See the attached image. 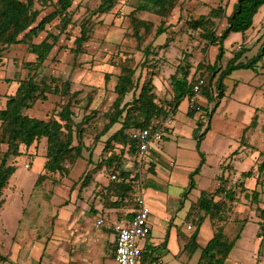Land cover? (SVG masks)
Segmentation results:
<instances>
[{
    "label": "trees",
    "instance_id": "1",
    "mask_svg": "<svg viewBox=\"0 0 264 264\" xmlns=\"http://www.w3.org/2000/svg\"><path fill=\"white\" fill-rule=\"evenodd\" d=\"M184 1V0H183ZM74 0H0V69L4 63L6 52L12 47L25 45L33 60L25 61V77L19 78L18 86L14 94L7 95L6 106L0 109V146H4L0 161V207L4 190L9 186L10 179L17 171L14 158L21 157L24 153H30L33 145L46 141V162L44 173L38 177L37 184L43 182L49 175H65L70 171V165L83 158V150L86 145L83 140L84 122L90 116H84L83 120L76 122L72 106L79 103L80 92L71 91V83L68 80L59 81L45 72V63L51 55L62 34L66 33L73 19L71 10ZM118 0H100L99 5L91 10L93 15L105 14L111 11ZM179 0H136V6L131 12L133 18L138 12H149L161 18H167L175 10ZM264 5V0H221V4L211 7L209 12L201 14L197 18H186L189 31L195 32L203 41L202 51L206 52L211 47L217 48L215 61L211 64H199L200 76L190 78V72L180 67L171 76L173 97L170 100H161L155 92V84L151 75H146L141 82V75L135 78L136 70L124 66L123 72L118 75L113 92L115 99L107 112L103 114L106 123L100 136L109 133L116 125L115 130L106 140L104 150L109 151L107 158L101 161L104 174L109 177L110 185L106 194V203L112 208H118L125 203L134 209L137 204L134 201V187L141 180L142 169L139 168L135 158L138 155L139 143L132 139L131 132L135 129H145L154 120L158 123L165 122L175 116L181 103L187 98L196 96L193 87L200 79L205 82L201 85L200 96H206L209 101L219 100L225 93V78L234 70L255 69L264 58V42L259 53L246 62H241L242 51L235 53L233 59L221 70V61L225 47L224 43L231 33H246L252 28L254 17ZM45 9L51 11L43 15ZM231 9L230 13H228ZM182 11V8H180ZM182 13V12H181ZM227 20V26L221 33L217 31L216 20ZM57 22L55 31L50 30L51 25ZM147 31L151 24L139 21ZM90 20L80 26L79 35L74 40L75 48L71 52L76 55L82 53L84 45L90 39ZM163 22L157 29V35L166 32ZM46 36L38 43L34 42L42 33ZM138 36V32L136 31ZM151 47L145 51V60L141 66H150L149 54ZM110 79L105 76L106 82ZM1 81V79H0ZM10 82V80H7ZM214 92L216 100L214 98ZM132 93V99L127 96ZM50 94L60 95L64 99L60 110L55 111L46 119L32 117L26 111L32 109L38 101L46 102ZM196 111L189 107V114ZM200 127L201 124L199 125ZM168 130V129H167ZM196 132V131H195ZM199 130L196 132L198 134ZM97 136V139L100 138ZM198 149L200 140L204 134L197 135ZM199 166L190 174V186L183 194V201L195 186L194 176L199 174L204 164L203 154ZM133 159L134 169L140 173L133 175L132 169L124 167V159ZM264 164V163H263ZM115 175L114 180L111 176ZM250 176L251 172L243 174ZM88 177V176H87ZM83 185H87L82 183ZM224 195V197H222ZM222 197V198H221ZM114 198L115 200H111ZM234 193L226 186H220L215 191H202L198 200L193 204L190 216L194 217L197 225L195 232L186 238L184 247L189 255L200 249L197 243L198 231L206 218H209L216 227L212 239L201 248V256L198 264H225L235 243L240 238L225 231V224L229 222L230 204L234 202ZM259 238L260 245L264 246V210H260ZM218 223V225H216ZM143 259L153 262V252L143 250ZM4 257L0 254V259Z\"/></svg>",
    "mask_w": 264,
    "mask_h": 264
},
{
    "label": "rangeland",
    "instance_id": "2",
    "mask_svg": "<svg viewBox=\"0 0 264 264\" xmlns=\"http://www.w3.org/2000/svg\"><path fill=\"white\" fill-rule=\"evenodd\" d=\"M99 3L100 0H74L71 8L73 12L72 23L66 33L61 35L44 66L48 75L59 81H70L71 91L80 92L77 97L79 103L72 106L74 120L80 122L84 116H90V119L84 122L83 140L86 147L83 150V158L70 165L68 174L49 175L39 184H37L38 177L44 173L43 167L47 161L45 140L36 146L33 145L29 154L24 153L21 157L13 159L16 161L18 169L10 179L9 186L4 190L1 198L3 203L0 207V230L6 231L7 229L10 230L9 227L11 226H18L19 232L14 238V243L27 240L25 231L30 228L35 230L34 233L40 235V238L47 236L52 230V226L56 224L61 209L65 206L63 205L64 200L67 199L69 193L71 194L75 186L82 184L83 181L85 184L90 182V179L93 178L91 174L93 171H104L101 167V161L105 160L109 154V151L104 150L105 142L119 128V125H116L106 135L100 136L106 123V119L102 116L109 110L116 97L113 92L114 85L118 75L123 72L124 66L136 70L135 78L141 75L140 84L146 75L152 74L158 97L161 100H170L173 97L171 76L180 67L189 70V79L196 78L200 76L199 69H197L199 64L205 65L209 64V60L215 61L217 48H209L208 51L203 52V41L197 33L189 31L184 20L186 18L195 19L201 14L208 13L211 7L221 4V0H179L175 10L167 18H161L149 12H138L133 18L131 12L136 6V0H118L117 5L108 13L93 15L91 10H94ZM50 11V9H45L43 15ZM230 11L231 9L228 13ZM262 18H264V5L254 17V22L258 23ZM87 20H90V39L84 45L82 53L76 55L71 52V49L75 48L74 40L79 35L80 26ZM139 21L151 24L150 30L147 31ZM162 22L168 28L166 32L158 36L157 29ZM56 23L54 22L48 28L55 31L54 25ZM216 24L217 31L221 33L227 26V20H216ZM45 36L46 33L44 32L35 38L34 42H40ZM148 46L151 47L150 66L144 67L141 64L145 60L144 51ZM255 53L256 51L252 50L247 55L251 57ZM230 57V54L224 53L221 61L225 66ZM33 59L34 56L29 53L25 45L12 47L6 52L4 63L0 69V109L6 106V96L15 93L19 78L25 77L27 73L26 68H24L25 61ZM106 75L110 76L108 82L105 80ZM131 99L132 93L127 96V100L130 101ZM63 100L60 95L50 94L46 102L38 101L26 113L32 117L46 119L61 109ZM180 109L178 115L176 112L177 118L186 117L184 109H189L187 98L181 104ZM190 118L188 119L190 120ZM187 125L189 126V124ZM183 130L181 135L185 137V129ZM199 134L200 132L197 135ZM97 136L100 138L97 139ZM177 138L175 134L170 139L169 144L172 151L177 150L179 145L185 146L183 144L185 140L181 142L178 139L182 137ZM4 150L5 147L0 146V161ZM26 165L29 167L27 168ZM166 165L169 166L168 163ZM132 166L133 159L125 158L124 167L132 169ZM166 170H172V167L169 166ZM166 170L162 171L166 172L165 175L159 174V176H163L162 179L152 174L150 169V172L145 174L144 180H140V186L137 188L141 187L146 191L145 199L146 201L149 199L150 204L154 203L152 200L155 195L166 197L169 194L167 202L170 207H176L179 210L181 208L178 207L179 200L177 197H181V195L176 193L177 186H184L189 178L177 167L171 171L172 177L171 172L166 175ZM105 178L108 176L105 175ZM135 187L134 194L139 191ZM186 189L189 187L185 188L184 191ZM190 191L191 197L197 196L198 190L195 187ZM242 226L239 221H234V224L229 226L228 222L225 224V228L229 227V234L232 236L240 234ZM211 230L214 231L212 224L208 223L204 227V231L211 232ZM103 232L105 233V231ZM6 234L8 235V232ZM154 234L156 233L154 232ZM206 237L208 236L206 235ZM106 240L101 245L109 249ZM8 244V238L3 239L0 243L1 255H7ZM139 244L145 250L153 252L155 258L153 264H159L156 258H161L162 255L161 260L165 264H170L171 258L166 251L161 253V248L150 247L153 245L151 238L142 239ZM249 245L250 242L247 246ZM108 249H102L99 260L102 264H115L114 262L105 263V257L109 256L107 254ZM174 264L179 263L174 262Z\"/></svg>",
    "mask_w": 264,
    "mask_h": 264
},
{
    "label": "crops",
    "instance_id": "3",
    "mask_svg": "<svg viewBox=\"0 0 264 264\" xmlns=\"http://www.w3.org/2000/svg\"><path fill=\"white\" fill-rule=\"evenodd\" d=\"M263 42L264 18L258 23L254 22L252 28L244 34L231 33L224 43L225 53L231 55L228 59L230 61L235 53L242 51L240 61L246 62L259 53V46ZM252 50L256 53L249 57L247 53ZM213 62L209 60V63ZM219 65L221 70L227 66L222 61ZM224 84L225 93L217 106H215L216 101H209L206 96H200L198 98L202 106L200 112L189 114V109H184L187 116L177 118L181 110L180 105L176 117H172L171 128L166 131L161 150L147 156L142 169L143 175L139 169L132 168V176L140 173L141 180H144L145 174L149 173L150 169L156 177L159 174L165 175L166 172L162 171L169 166L172 170L177 167L189 178L184 186H177L176 193L181 195L177 197L178 207L181 209L170 207L167 202L169 194L166 197L155 195L152 200L154 203L151 204L150 200H147L151 210L152 225L149 238L153 245L150 247L161 248V253L166 251L171 258L170 264L174 262L198 264L201 248L212 239L217 226L209 218L205 219L197 236L200 249L189 255L184 251L186 238L197 229L194 217L189 213L202 191L213 192L220 186H226L234 193L235 201L230 204L231 218L228 226L234 224V221H239L243 225L240 238L225 264H264V251L258 236L260 210H264V58L255 69L234 70L225 78ZM216 95L214 92V98ZM200 124L202 127L199 126ZM183 129H185V137L181 135ZM198 130L199 135L204 134L199 149L197 146L199 138L196 134ZM175 134L178 138L182 137L177 138L179 141L185 140L183 143L185 146L179 145L177 150L172 151L169 143ZM201 154L204 164L200 173L194 176V187L198 190V194L191 197L190 191L183 201L184 189L189 187L190 174L201 163ZM172 170H166V175ZM247 172H251V175L244 176L243 174ZM91 174L93 178L90 179L89 184L76 185L71 194H68L67 199L64 200L65 206L47 236L40 238L41 236L30 228L25 231L27 240L14 243V238L19 232L18 226H11L10 230L5 227L6 231L0 230V243L5 238H8L9 242L8 256L2 255L4 258L0 259V264H102L99 260L101 251L108 249L101 245L105 239L109 245L107 250L109 256L105 257V263L118 264L114 258L116 234L111 225L132 218L134 207L126 203L118 208L105 205L107 188L110 185L109 177L105 178L102 170L93 171ZM172 174L171 172V177ZM159 178L163 179V176ZM140 183L138 182L135 188L140 186ZM137 189L139 191L134 196L145 197L146 191L141 187ZM111 200L115 199L111 198ZM100 219L104 220L105 225L98 227L97 221ZM208 223L212 224L214 231H204ZM188 226L192 228L189 229ZM225 231L230 233L229 227H226ZM248 242H250L249 246H247ZM162 264L165 263L162 261Z\"/></svg>",
    "mask_w": 264,
    "mask_h": 264
},
{
    "label": "built area",
    "instance_id": "4",
    "mask_svg": "<svg viewBox=\"0 0 264 264\" xmlns=\"http://www.w3.org/2000/svg\"><path fill=\"white\" fill-rule=\"evenodd\" d=\"M205 82L204 79H200L197 84L194 85L193 91L197 94L194 97L188 99L189 107L197 112L202 110V106L199 103L200 88ZM173 120L168 118L163 123L152 121L151 124L145 129H135L131 132L132 139L139 143V151L135 160L139 164V168L143 166L146 158L149 154L160 151L164 142L167 129L171 128ZM28 168L29 166L26 165ZM115 175L111 176L114 180ZM137 208L134 209L133 217L126 222H118L111 225V228L116 234L115 238V251L114 258L118 264H153L150 260L145 261L143 259L144 248L140 246L139 241L146 239L151 235V210L143 195H137L134 198ZM105 225L103 219L97 221V226ZM191 229V226H188ZM159 264H162L161 258H156Z\"/></svg>",
    "mask_w": 264,
    "mask_h": 264
}]
</instances>
